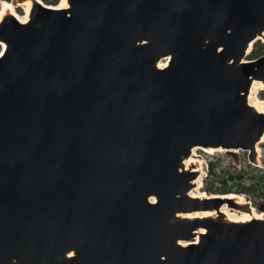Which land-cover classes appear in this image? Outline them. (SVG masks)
<instances>
[{
	"label": "water",
	"instance_id": "95a60500",
	"mask_svg": "<svg viewBox=\"0 0 264 264\" xmlns=\"http://www.w3.org/2000/svg\"><path fill=\"white\" fill-rule=\"evenodd\" d=\"M68 3L0 22V264H264V217L225 220L183 164L256 160L264 0Z\"/></svg>",
	"mask_w": 264,
	"mask_h": 264
},
{
	"label": "rangeland",
	"instance_id": "374dc122",
	"mask_svg": "<svg viewBox=\"0 0 264 264\" xmlns=\"http://www.w3.org/2000/svg\"><path fill=\"white\" fill-rule=\"evenodd\" d=\"M5 1L12 4L14 11L20 17L26 14L27 7L24 5L26 0H0V11ZM64 2L60 0L59 5ZM261 41L264 43V40ZM0 48L2 49L1 45ZM244 59L247 60L248 57ZM254 90L255 97L264 103V90L259 88ZM235 153L236 156L227 150H222L208 154L204 150L197 149L196 153L191 155L193 159L191 165L198 167L200 174H203L201 180L202 182L205 180L206 188L195 186L191 191L207 197L210 196L209 188L232 190L229 195L239 202L237 203L239 207H228L231 215L244 217L252 215L253 212L262 214L264 212L259 206L264 203V142L259 146L256 164H253L255 160L251 159L249 151L237 149ZM244 205L249 206L248 210L241 207Z\"/></svg>",
	"mask_w": 264,
	"mask_h": 264
},
{
	"label": "bare ground",
	"instance_id": "6f19581e",
	"mask_svg": "<svg viewBox=\"0 0 264 264\" xmlns=\"http://www.w3.org/2000/svg\"><path fill=\"white\" fill-rule=\"evenodd\" d=\"M33 1H36V0H26L24 2V5L27 7L26 9V14L22 17H20L13 9V6L11 3L5 1L3 3V7H2V10L0 11V22L2 21V19L8 15V14H14L16 16H18V18L22 21V22H27L29 20V13H30V10L32 8V5H33ZM65 2L62 3V4H58V8H68L69 7V3H68V0H64ZM259 38H264V35L260 36ZM2 44V49L5 48V43H0ZM251 47L248 49V52L250 51ZM166 65V60H163V61H160L159 62V66L160 67H163ZM256 88H259V89H263L264 90V84L262 81H258V80H254L252 82V87H251V91H250V94H249V97H248V101L251 105H253L258 111L260 112H263L264 113V103L262 101H260L259 99H257L254 95V89ZM264 142V136L259 140V142L257 143L256 145V152L258 154L259 152V146ZM197 149H201V148H198V147H195L193 148L192 150V154H195ZM201 150H204V152H207L208 154H213L215 153V151H222L223 149L222 148H213V147H207V148H202ZM199 154V153H198ZM257 162V159L253 162V164H256ZM193 163V159L192 157H188V158H185L183 160V164H184V170H189V169H192L193 167H195V165H191ZM199 172H201L199 170ZM202 175L203 174H200L198 176V178H196L194 180V183L196 184V188L198 187H201L202 185ZM190 195L192 196H195V197H200V198H205V196L203 194H200L198 195L197 193H193L192 191H190ZM151 200H154V197H151ZM222 213H223V216H225V220L227 221H235V222H247V221H250L252 220L253 218H260L262 219L264 217V213L262 214H256L255 212L252 213V215H246L244 217H237V216H234V215H231L229 213V209L226 205H224L222 208ZM180 217L182 218H194V217H201V216H216V211H207V212H188V213H181L179 214ZM202 230L198 231V233H201ZM183 245H188L190 244L189 242H182Z\"/></svg>",
	"mask_w": 264,
	"mask_h": 264
},
{
	"label": "flooded vegetation",
	"instance_id": "af4514ba",
	"mask_svg": "<svg viewBox=\"0 0 264 264\" xmlns=\"http://www.w3.org/2000/svg\"><path fill=\"white\" fill-rule=\"evenodd\" d=\"M261 40V39H260ZM263 40V39H262ZM194 171H197L199 174H198V176L200 175V172H199V168L198 167H196L195 169H194ZM202 188H206V182H205V180H203V182H202ZM209 192H210V196H207V197H205V198H208V197H212L213 195L212 194H218V193H226V194H229V193H231V192H224V191H220V190H216L215 192H213V191H210V189L208 190ZM222 197H224V198H227V196H230V195H221ZM151 201H155V197H154V200H151ZM236 203H238L239 204V202L236 200L235 201ZM234 204L231 208H233V207H239L237 204ZM252 204H253V202H252ZM264 204V203H263ZM263 204H261L260 206H259V208H260V210H261V206L263 205ZM241 207H243L244 209H246V210H248V207L249 206H246V205H244V206H241ZM251 208V207H250ZM208 211H211V210H208ZM193 212H197V211H193ZM198 212H201V211H198ZM202 212H207V211H202ZM182 213H188V212H182ZM179 214H181V212H178L177 213V217H180L179 216ZM180 218H182V217H180ZM197 218H200V219H203V218H219V215L217 214V212H216V216H199V217H194V218H182V219H191V220H193V219H197ZM196 232V231H195ZM204 233H207V231L205 230V231H203ZM198 233V232H197ZM200 234L201 233H198V235L196 236V239L193 241V242H189V241H186V242H189L190 244L191 243H199V239H200ZM181 242H185V241H181ZM183 245V244H182ZM189 245V244H188ZM184 246H187V245H184Z\"/></svg>",
	"mask_w": 264,
	"mask_h": 264
},
{
	"label": "trees",
	"instance_id": "16d2710c",
	"mask_svg": "<svg viewBox=\"0 0 264 264\" xmlns=\"http://www.w3.org/2000/svg\"><path fill=\"white\" fill-rule=\"evenodd\" d=\"M43 1L47 4H59L60 2V0H43ZM262 55H264V43L259 39L254 43V46L247 57L248 59H256ZM211 184H213V180H211ZM209 189L210 191H216L213 188H209ZM220 191L231 192L232 190H220ZM218 194H226V193H218Z\"/></svg>",
	"mask_w": 264,
	"mask_h": 264
}]
</instances>
